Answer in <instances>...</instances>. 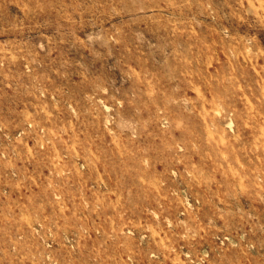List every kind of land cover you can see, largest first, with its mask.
<instances>
[{
  "label": "rangeland",
  "instance_id": "rangeland-1",
  "mask_svg": "<svg viewBox=\"0 0 264 264\" xmlns=\"http://www.w3.org/2000/svg\"><path fill=\"white\" fill-rule=\"evenodd\" d=\"M0 264H264V0H0Z\"/></svg>",
  "mask_w": 264,
  "mask_h": 264
}]
</instances>
